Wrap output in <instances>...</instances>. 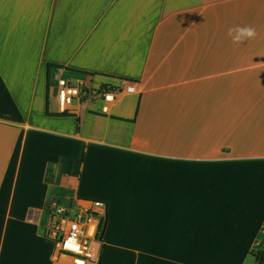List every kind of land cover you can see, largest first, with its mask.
<instances>
[{
	"label": "crops",
	"instance_id": "0c3cea01",
	"mask_svg": "<svg viewBox=\"0 0 264 264\" xmlns=\"http://www.w3.org/2000/svg\"><path fill=\"white\" fill-rule=\"evenodd\" d=\"M48 65L137 93L58 117ZM50 201L107 205L101 264H244L264 232V0H0V264H68Z\"/></svg>",
	"mask_w": 264,
	"mask_h": 264
},
{
	"label": "built area",
	"instance_id": "2783aa9c",
	"mask_svg": "<svg viewBox=\"0 0 264 264\" xmlns=\"http://www.w3.org/2000/svg\"><path fill=\"white\" fill-rule=\"evenodd\" d=\"M52 79L57 84L56 101L60 113H69L74 103L92 100L100 112L108 114L110 107L123 94L137 93L135 83L107 88L91 87L74 81L56 70ZM48 223L44 237L54 245V259L68 264H101L107 205L103 202L64 204L50 201L47 205ZM70 242V243H69Z\"/></svg>",
	"mask_w": 264,
	"mask_h": 264
},
{
	"label": "trees",
	"instance_id": "16d2710c",
	"mask_svg": "<svg viewBox=\"0 0 264 264\" xmlns=\"http://www.w3.org/2000/svg\"><path fill=\"white\" fill-rule=\"evenodd\" d=\"M54 69V72L56 70H63L61 67H53L52 65H48V84L50 80V72ZM66 72H76L78 71H72L70 69H64ZM81 74V73H80ZM105 88L109 87L108 85L103 86ZM112 87V86H111ZM58 117H71L72 115H69L68 113H59L58 115H55ZM105 231V228H104ZM250 256L254 259L255 264H264V232L259 235L256 245L254 246L253 250L250 253Z\"/></svg>",
	"mask_w": 264,
	"mask_h": 264
},
{
	"label": "clouds",
	"instance_id": "9594fccd",
	"mask_svg": "<svg viewBox=\"0 0 264 264\" xmlns=\"http://www.w3.org/2000/svg\"><path fill=\"white\" fill-rule=\"evenodd\" d=\"M228 36L231 38L234 45L239 46L245 41L254 40L257 36V32L255 28L251 26H236L229 29Z\"/></svg>",
	"mask_w": 264,
	"mask_h": 264
},
{
	"label": "rangeland",
	"instance_id": "374dc122",
	"mask_svg": "<svg viewBox=\"0 0 264 264\" xmlns=\"http://www.w3.org/2000/svg\"><path fill=\"white\" fill-rule=\"evenodd\" d=\"M66 77L71 78L74 81V83H76V81L78 79L77 76L72 75V74H67ZM52 85H53V89H55L54 95L56 96L57 84L55 82H53ZM89 101L93 102L92 100H89ZM74 105H76V103H74ZM51 107H54V100L53 99H51ZM231 248H234V247L232 246ZM238 256L240 257V261H242L243 257L241 255V253H239L236 257H238ZM244 264H255L254 259L248 254L246 259L244 260Z\"/></svg>",
	"mask_w": 264,
	"mask_h": 264
},
{
	"label": "snow or ice",
	"instance_id": "6c2138e0",
	"mask_svg": "<svg viewBox=\"0 0 264 264\" xmlns=\"http://www.w3.org/2000/svg\"><path fill=\"white\" fill-rule=\"evenodd\" d=\"M70 243V242H69Z\"/></svg>",
	"mask_w": 264,
	"mask_h": 264
}]
</instances>
